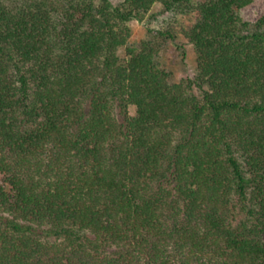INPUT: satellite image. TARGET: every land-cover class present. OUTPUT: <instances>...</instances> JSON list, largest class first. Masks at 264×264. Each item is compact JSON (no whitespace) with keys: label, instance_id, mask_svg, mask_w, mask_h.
<instances>
[{"label":"trees","instance_id":"trees-1","mask_svg":"<svg viewBox=\"0 0 264 264\" xmlns=\"http://www.w3.org/2000/svg\"><path fill=\"white\" fill-rule=\"evenodd\" d=\"M253 1L0 0V264H264ZM179 35L196 68L173 83Z\"/></svg>","mask_w":264,"mask_h":264},{"label":"rangeland","instance_id":"rangeland-1","mask_svg":"<svg viewBox=\"0 0 264 264\" xmlns=\"http://www.w3.org/2000/svg\"><path fill=\"white\" fill-rule=\"evenodd\" d=\"M109 1L115 5L123 0ZM161 12L162 6L157 3L152 6L148 15L142 21H132L129 23L131 30L130 42L132 44H137L139 41L150 37L149 31L156 29L158 27V21L164 17L161 15ZM239 14L243 21L249 23L256 22L264 15V0H254L248 6L242 8ZM179 20L180 22L190 24L193 20V16L182 17ZM118 53L123 57V50H119ZM158 60L160 65L170 73V80L173 83H178L181 80L194 76L196 64L193 47L181 35H179L175 41H168L165 43L160 51Z\"/></svg>","mask_w":264,"mask_h":264}]
</instances>
